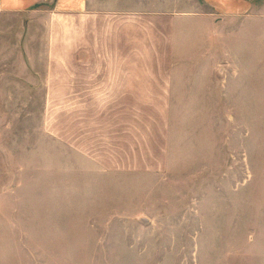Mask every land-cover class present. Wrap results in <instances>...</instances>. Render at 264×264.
<instances>
[{
    "label": "rangeland",
    "instance_id": "374dc122",
    "mask_svg": "<svg viewBox=\"0 0 264 264\" xmlns=\"http://www.w3.org/2000/svg\"><path fill=\"white\" fill-rule=\"evenodd\" d=\"M28 20L0 56V264H264V52L222 135L216 93L167 112L154 173L159 113L75 111Z\"/></svg>",
    "mask_w": 264,
    "mask_h": 264
},
{
    "label": "crops",
    "instance_id": "0c3cea01",
    "mask_svg": "<svg viewBox=\"0 0 264 264\" xmlns=\"http://www.w3.org/2000/svg\"><path fill=\"white\" fill-rule=\"evenodd\" d=\"M21 15L27 40L36 19L41 28L46 79L52 63L59 79H72L75 111H100L102 120L111 111L159 113L154 173L169 165L167 112L210 106L216 93L222 135L227 95L234 108L239 95L255 102L264 0H0V56Z\"/></svg>",
    "mask_w": 264,
    "mask_h": 264
}]
</instances>
